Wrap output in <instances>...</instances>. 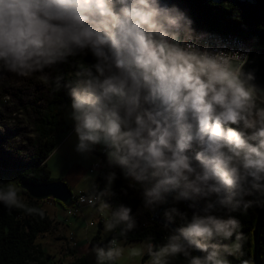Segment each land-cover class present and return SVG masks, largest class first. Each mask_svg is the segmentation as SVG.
<instances>
[{"label": "clouds", "instance_id": "clouds-1", "mask_svg": "<svg viewBox=\"0 0 264 264\" xmlns=\"http://www.w3.org/2000/svg\"><path fill=\"white\" fill-rule=\"evenodd\" d=\"M251 52L199 30L175 0H0V83L63 93L72 151L103 179L80 197L114 234L90 245L94 264L126 252L141 264H233L246 243L236 213L264 210V83ZM21 191L0 183V206L37 213ZM130 192L135 211L112 203ZM145 214L165 235L129 245Z\"/></svg>", "mask_w": 264, "mask_h": 264}, {"label": "trees", "instance_id": "trees-1", "mask_svg": "<svg viewBox=\"0 0 264 264\" xmlns=\"http://www.w3.org/2000/svg\"><path fill=\"white\" fill-rule=\"evenodd\" d=\"M180 7L187 10L196 22L199 30L212 32L222 35H234L255 45V48L264 49V0H175ZM67 102V97L63 93L54 96L49 95L46 109L41 113L38 120L35 121V132L37 134L36 153L26 162H14L10 158H4L0 155V183H3V173L13 171L19 179V184L23 180L33 181L37 184L51 183L55 181L52 178L51 170L47 165V159L55 148L56 142L54 134L61 124L62 107ZM2 147L0 143V148ZM102 188L104 182L102 178H97L94 182ZM124 182L118 180L116 189ZM89 191H87L88 193ZM28 196L23 203L36 208L38 211L33 215H25L23 209L13 210L9 213L0 206V264H52V257L37 243L40 236L50 233L54 229L55 220L49 214L44 206L46 201H36ZM53 201L56 204L61 203ZM125 202L133 205L134 211L140 205L137 193L130 192L128 197L122 194L112 200V203ZM65 208V207H64ZM259 208L250 209L247 216L240 215L242 222V231L245 233L246 243L241 249L238 257H233V264H241L243 259L253 257V231ZM44 213L43 218L39 212ZM146 220L150 221L148 226L142 225L133 233L127 236V242H139L147 236L156 237L157 242L161 241L165 233L160 230V225L151 221L144 215ZM99 232L91 242L92 244L106 242L101 240ZM262 256L264 259V231L262 233ZM77 250L70 248L69 256L74 258L71 264H90L84 257L78 255ZM146 261V257L143 258Z\"/></svg>", "mask_w": 264, "mask_h": 264}, {"label": "rangeland", "instance_id": "rangeland-1", "mask_svg": "<svg viewBox=\"0 0 264 264\" xmlns=\"http://www.w3.org/2000/svg\"><path fill=\"white\" fill-rule=\"evenodd\" d=\"M49 92L47 87L38 79L18 81L8 79L0 83V155L4 158H10L14 162H26L37 150V134L35 132V121L38 120L41 113L46 109ZM62 107L61 124L54 134L56 145H59L62 153L56 154L49 160V166L52 178L55 181L63 180L75 192L83 189H90L97 177L92 175L90 169L93 166L92 161L80 160L72 151L70 140L65 146L61 145L69 126H66L63 120ZM63 146V147H62ZM80 160V161H79ZM19 179L13 171L3 173V183L13 181L18 189L20 188ZM22 190V189H21ZM76 194V193H74ZM23 200L28 196L21 191ZM48 209L49 214L57 217L62 224L63 232L57 225L54 229L37 239L44 250L52 257V264H71L74 258L69 256L71 247L76 246L78 255L84 256L90 264H94L95 258L89 254L92 239L100 232L101 240H106L111 233L103 231V218H101L94 209L88 206L82 207L79 217L68 216L70 208L57 207L54 212L53 201L47 200L43 203ZM64 209V210H63ZM107 212V210H105ZM145 220V216L138 217ZM91 224V225H90ZM68 225V226H67ZM68 237H67V236ZM129 245L136 246V242H127ZM76 244V245H75ZM236 253L234 257H238ZM116 264H141V257H129L127 252Z\"/></svg>", "mask_w": 264, "mask_h": 264}, {"label": "water", "instance_id": "water-1", "mask_svg": "<svg viewBox=\"0 0 264 264\" xmlns=\"http://www.w3.org/2000/svg\"><path fill=\"white\" fill-rule=\"evenodd\" d=\"M254 61L250 67L257 69V74L261 83H264V49L255 48L251 53ZM20 188L36 201L54 200L61 203L66 208H73L75 200L74 193L70 186L63 180L53 181L51 183L37 184L33 181L23 180L20 182ZM159 218V217H157ZM153 221V220H151ZM155 222V221H153ZM264 231V210H259L255 228L253 231V257L257 264H264L262 256V233Z\"/></svg>", "mask_w": 264, "mask_h": 264}, {"label": "built area", "instance_id": "built-area-1", "mask_svg": "<svg viewBox=\"0 0 264 264\" xmlns=\"http://www.w3.org/2000/svg\"><path fill=\"white\" fill-rule=\"evenodd\" d=\"M217 35L222 37L224 42L229 43V45L232 47H240V48H242V50H247L248 48H251L252 52L255 49V45L253 43L247 42V41H245L242 38H239L237 36L222 35V34H217ZM90 171L91 172L93 171V166L90 169ZM87 194H88L87 192H78V193L74 194L73 198L75 199V206L72 209L67 211L69 216H78L80 214L82 207L87 206L86 204L80 203V197L87 195ZM149 224H150L149 220L145 219L142 221V225H144V226H148Z\"/></svg>", "mask_w": 264, "mask_h": 264}, {"label": "crops", "instance_id": "crops-1", "mask_svg": "<svg viewBox=\"0 0 264 264\" xmlns=\"http://www.w3.org/2000/svg\"><path fill=\"white\" fill-rule=\"evenodd\" d=\"M70 140V138L67 136L66 138H64V140H63V143H61V145H63V146H65L66 145V143L68 142ZM58 144H60V142L58 143ZM62 146V147H63ZM55 156V155H54ZM53 156V157H54ZM50 160V159H49ZM71 188V187H70ZM90 189H87V190H83V189H80V190H78V191H74V190H72L73 191V193H78V192H87V191H89ZM59 206V204H54L53 205V209H54V212H57V210H58V207ZM61 206V205H60ZM62 207V206H61ZM62 208H64V207H62ZM64 210V209H63ZM69 216V215H68ZM70 217V216H69ZM76 217H79V216H76ZM52 218L55 220V223H54V227L57 225V227H59L60 229H61V231L63 232V229L65 230V228H63V226H62V224L57 220V217L56 216H54V215H52ZM91 225V224H90ZM68 226V225H67ZM56 228V227H55ZM67 236V235H66ZM69 236V235H68ZM67 236V237H68ZM91 245V244H90ZM71 248H74V247H71ZM76 249V246H75V248H74V250Z\"/></svg>", "mask_w": 264, "mask_h": 264}, {"label": "bare ground", "instance_id": "bare-ground-1", "mask_svg": "<svg viewBox=\"0 0 264 264\" xmlns=\"http://www.w3.org/2000/svg\"><path fill=\"white\" fill-rule=\"evenodd\" d=\"M75 200V199H74ZM72 209V208H71ZM76 245V244H75Z\"/></svg>", "mask_w": 264, "mask_h": 264}]
</instances>
